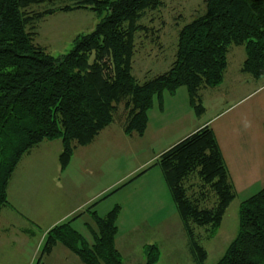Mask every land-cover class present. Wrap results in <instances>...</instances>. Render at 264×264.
I'll return each mask as SVG.
<instances>
[{
  "label": "trees",
  "instance_id": "obj_1",
  "mask_svg": "<svg viewBox=\"0 0 264 264\" xmlns=\"http://www.w3.org/2000/svg\"><path fill=\"white\" fill-rule=\"evenodd\" d=\"M163 6V0H0V211L10 204L8 184L18 165L44 142H62L65 169L78 147L93 143L120 118L127 135L143 136L154 100L183 87L202 115L200 92L223 84L232 47L245 49L242 73L264 78V0H205V10L179 29L169 69L138 79L136 36L154 33L141 20ZM78 10L94 13L99 23L78 36L68 54L50 56L35 41L37 23ZM154 165L163 173L195 264H204L208 252L201 240L216 235L237 198L214 130L200 129ZM120 211L116 206L104 218L95 216L92 245L73 228L74 220L56 225L36 264L58 244L84 264H124L115 243ZM145 252L146 264L158 263L156 247ZM217 264H264V188L242 203L238 233Z\"/></svg>",
  "mask_w": 264,
  "mask_h": 264
},
{
  "label": "crops",
  "instance_id": "obj_2",
  "mask_svg": "<svg viewBox=\"0 0 264 264\" xmlns=\"http://www.w3.org/2000/svg\"><path fill=\"white\" fill-rule=\"evenodd\" d=\"M236 57L237 73H229V63L220 87L201 90L205 107L202 115L195 112L188 90L183 87L174 95L165 93L154 100L143 136L127 135L124 117L120 118L93 143L78 147L65 169L60 160L61 141L44 142L33 148L13 173L8 184L10 204L0 211V264H36L47 233L69 220H74L73 228L92 245L93 231L97 228L95 216L104 218L116 206H121V211L115 243L123 260L127 250L123 249L120 227L125 223L134 227L129 228L127 235L132 233L136 241L144 237L141 244L144 254L147 247L157 248V243L149 240L164 222L156 220L163 211L162 203L178 219L174 228L169 229L170 233L180 230L185 233L163 173L154 164L163 153L207 126L218 138L237 193L239 189L253 186L263 189L264 78L255 79L242 73L246 53L236 52ZM123 139L128 152L134 154L140 147L144 154L131 171L116 179L115 157ZM125 185H130L126 189L139 185L143 188L141 191L145 190L130 208L126 204L123 207L121 202H109L116 187L122 189ZM146 192L150 195L142 199ZM79 224L85 231L79 229ZM144 258L142 263L146 261ZM42 264L84 263L67 247L58 244Z\"/></svg>",
  "mask_w": 264,
  "mask_h": 264
},
{
  "label": "rangeland",
  "instance_id": "obj_3",
  "mask_svg": "<svg viewBox=\"0 0 264 264\" xmlns=\"http://www.w3.org/2000/svg\"><path fill=\"white\" fill-rule=\"evenodd\" d=\"M163 2L164 6L161 10L148 12L141 20V23L152 28L154 33H139L136 36L138 52L134 58V74L142 81L150 79L158 74L165 73L169 69L170 65L175 60L177 50L176 33L184 24L190 22L205 10V0H163ZM45 8L46 7H36L34 9L42 10ZM99 21V18L94 13L87 10L66 13L59 12L37 23L35 41L38 45L45 48L50 56L58 58L68 54L73 49L76 38L92 32ZM236 52H241L243 55L245 54V49L243 47H232L229 55L230 74L238 72L236 64L237 57L235 58ZM145 77L146 79H144ZM122 109L119 113H122ZM120 146L115 157L116 179L121 178L125 173L131 171V169L137 165V161L142 160L144 154L143 149H140V147L137 148L134 154L128 152V146L124 139ZM157 170L159 172V169ZM129 186L130 185H127L125 188L122 187V189H117V186V190L115 189L109 196V199L111 198L109 202H121L123 203V207H125L126 204L128 208L135 205L134 201H136L145 190L141 191L143 188L139 187V185H133L126 189ZM260 189L262 188L253 186L250 187V189L248 187L246 190H238L237 198L227 209L222 226L217 231L216 235L210 240H201V245L208 252V258L204 264H217L219 260L223 258L230 243L238 233L242 203L257 194ZM149 195L150 193L146 192L142 199ZM170 202L172 204V201ZM162 209L163 211L156 216V220L164 222L159 225L158 231L155 230L152 233L153 236L149 240L158 245L159 261L157 264H195L194 258L189 251L185 233L181 230L173 234L170 233L169 229L174 228L178 219L173 216V213H169L164 203H162ZM169 214L170 217L167 218ZM125 215L126 213L123 214V216ZM77 226L82 231H85L84 227L80 224ZM131 227H133V225H128V223L120 227V234H122L123 237V249L127 250V252L123 254V263L145 264L146 261L142 263L143 261L141 259L144 258L146 254V252L144 254L141 249L144 237L142 240L136 241L135 236L131 235L132 233L127 235ZM84 234L86 238L89 237L88 233ZM130 246H132L133 249H130ZM145 259L146 258H144V260ZM135 260H137V262H134Z\"/></svg>",
  "mask_w": 264,
  "mask_h": 264
}]
</instances>
